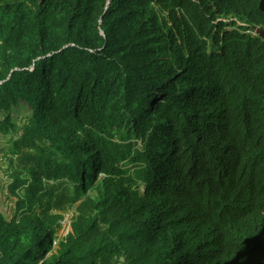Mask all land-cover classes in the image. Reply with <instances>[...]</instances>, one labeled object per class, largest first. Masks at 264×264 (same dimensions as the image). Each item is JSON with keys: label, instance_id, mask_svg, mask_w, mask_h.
Here are the masks:
<instances>
[{"label": "trees", "instance_id": "1", "mask_svg": "<svg viewBox=\"0 0 264 264\" xmlns=\"http://www.w3.org/2000/svg\"><path fill=\"white\" fill-rule=\"evenodd\" d=\"M261 1L0 0V264H264Z\"/></svg>", "mask_w": 264, "mask_h": 264}, {"label": "rangeland", "instance_id": "2", "mask_svg": "<svg viewBox=\"0 0 264 264\" xmlns=\"http://www.w3.org/2000/svg\"><path fill=\"white\" fill-rule=\"evenodd\" d=\"M10 137L4 135L0 129V160L3 162V168L0 170V212L12 219L16 213V198L12 192V186L14 179L11 174L18 165V161L15 163V167L9 163L10 157H4L1 155L2 151L10 145ZM140 145V144H139ZM17 155L15 154V158ZM72 212L65 215V220L62 223L59 237L64 238L70 232V224L72 218ZM55 249V247H54Z\"/></svg>", "mask_w": 264, "mask_h": 264}, {"label": "water", "instance_id": "3", "mask_svg": "<svg viewBox=\"0 0 264 264\" xmlns=\"http://www.w3.org/2000/svg\"><path fill=\"white\" fill-rule=\"evenodd\" d=\"M260 9L262 12H264V0L261 1ZM254 30L257 33V35L264 40V28L254 27Z\"/></svg>", "mask_w": 264, "mask_h": 264}, {"label": "clouds", "instance_id": "4", "mask_svg": "<svg viewBox=\"0 0 264 264\" xmlns=\"http://www.w3.org/2000/svg\"><path fill=\"white\" fill-rule=\"evenodd\" d=\"M257 34V33H256Z\"/></svg>", "mask_w": 264, "mask_h": 264}]
</instances>
